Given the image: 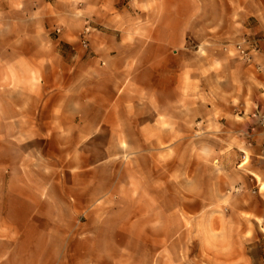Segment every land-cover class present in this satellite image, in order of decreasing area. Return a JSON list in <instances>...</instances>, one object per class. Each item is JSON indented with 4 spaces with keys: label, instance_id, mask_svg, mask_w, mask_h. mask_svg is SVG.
Returning a JSON list of instances; mask_svg holds the SVG:
<instances>
[{
    "label": "crops",
    "instance_id": "crops-1",
    "mask_svg": "<svg viewBox=\"0 0 264 264\" xmlns=\"http://www.w3.org/2000/svg\"><path fill=\"white\" fill-rule=\"evenodd\" d=\"M63 2L65 1L0 0V81H9V95L5 100L8 113L4 115L9 123L13 124L11 133L23 135L24 140L26 135L37 134L44 139L43 148H47L49 135H53V138L63 135L65 137L60 147L70 150H87L94 147L103 150H124L127 143L120 137L116 142L109 138L97 141L94 137L98 134L108 137L125 133L124 128L118 126L116 130L105 121L108 118H117L120 121V118L124 119L128 114L139 121V125L135 127L137 133L166 135L160 142L151 138L149 141H140L135 146L141 151H156L167 150L173 145V141H168L170 135L189 133L193 123H198L204 133L221 131L222 135L226 134L228 141L215 143L218 150L226 149V146L236 148L239 152L246 149L257 158L255 168L251 162L248 165L247 172L252 177L248 179L243 175L241 183L237 182L233 187L243 188L248 192L259 185L260 189L254 193L252 199L261 203V200H264V194L261 193L264 192V155H261L264 131L259 130L252 137L251 147L244 145L242 134L249 124L248 113L255 106L264 112V0H231L232 8L226 6L224 10L221 0H203V5L207 3L208 6H213V13L210 14L209 9H204L198 19H194L188 12L182 13L181 16L175 15L173 0H164L166 11L141 14L139 33L129 37L121 27L111 25L116 21L115 16L90 17L105 29L89 36L94 55L81 54L79 50L72 56L70 44L76 35L70 31L62 15ZM153 3L147 1L143 4L151 8ZM55 30L60 33L56 34ZM189 39L196 41V49L189 46ZM245 39L249 41L244 43ZM239 43H244V47L249 51L250 62L243 61L235 51V45ZM191 49L198 54V59L204 61L191 62ZM66 50L70 52H67L65 60L63 53ZM46 81H86L91 87H112L113 91L89 95L46 94L43 89ZM193 81H198V85L203 82H206L205 85L215 82L216 86L228 89L221 94L209 93L205 88L191 93ZM239 84L249 87L251 92H243L239 89ZM126 85H133L137 93L128 100L135 103L147 101L148 110L136 108L133 113H125L123 106L127 98L123 93ZM142 91L146 92L145 97H142ZM235 101L241 103L243 111H237ZM99 102L108 103L107 107L100 111V117L96 115L99 112H96ZM111 107H116L117 110ZM35 118L37 123L30 122ZM100 118L102 120H99ZM145 119H149L148 127L142 125ZM79 138L86 139L81 142V147L78 144ZM9 164L8 158L0 160V165ZM20 164L23 165L22 162ZM65 164L84 165L89 169L94 167L95 161L91 154H85L80 161L70 159ZM91 174L93 176L92 171ZM25 178L24 175L13 174L0 176V180L9 182L25 181ZM61 194L53 196L55 202L61 197L68 198L67 195ZM16 196L26 202L31 195L28 197L21 193ZM145 196L152 198L156 197V194L146 193ZM196 196L203 197L200 192ZM84 197L86 204L85 207L81 206V211L93 208L94 196L91 193L88 195L87 191L70 197L64 208L77 212L79 201ZM115 197L118 198L117 195ZM36 198L40 200L41 195ZM28 202L29 199L26 203L30 207ZM205 209L206 206H200L197 214H201ZM36 211L42 214V210L33 208V212ZM244 213L260 217L264 210L259 206L249 205ZM53 220V237L47 240L44 238L43 242L48 250L36 256L39 264H121L119 262L122 257L119 253L115 258V255L110 253H97L95 249L86 254H75L74 251L63 253L61 229L55 223V218ZM182 229L186 227L183 226ZM4 231L0 236V247H3L0 252V264H13L20 259L22 263L29 261V254L19 258L9 253V246L15 244L9 237V222H5ZM91 235H94L92 241L87 240L97 242V239H94L97 233L93 230ZM174 236L173 232L165 245L168 263L174 262L176 257L178 264L204 263L202 253L205 250L199 239L196 241L197 252L188 255L186 247L189 239L179 240ZM114 242L109 238L98 243L112 245ZM56 244L57 250L54 249ZM66 245L65 242V248ZM179 245L182 246L181 256H175V247ZM232 254L247 256L245 243L236 241ZM211 257V262L215 264L216 258Z\"/></svg>",
    "mask_w": 264,
    "mask_h": 264
},
{
    "label": "rangeland",
    "instance_id": "rangeland-1",
    "mask_svg": "<svg viewBox=\"0 0 264 264\" xmlns=\"http://www.w3.org/2000/svg\"><path fill=\"white\" fill-rule=\"evenodd\" d=\"M64 1L62 15L70 31L76 35L70 44L71 56L79 50L81 54L94 55L89 36L105 29L90 17L115 16L116 21L111 25L121 27L129 37L131 34L137 36L139 33L141 14L166 11L164 0ZM147 1L154 2L151 8L143 4ZM221 1L223 10L227 7L232 8L231 0ZM140 3L142 5H139ZM203 4V0H190L189 3L185 0H173L174 13L181 16L182 13L188 12L194 16V19H198V16L204 13V9H209L212 14L213 6ZM86 26L90 27V32L88 47L84 48L80 39ZM55 33L59 34L60 31L55 30ZM246 41L249 39H245L244 43ZM188 42L191 48L196 44L192 39ZM67 52L70 51L66 50L63 53L65 60ZM189 56L191 62L204 61L198 59V54L193 52V49ZM191 83H194L191 84V93H197L196 90L199 88H205L209 93L221 94L228 89L216 86L215 82L207 85L206 82H203V85H198V81ZM43 89L46 94L89 95L113 91L112 87L109 89L102 86L91 87L86 81L77 83L46 81ZM239 89L243 92H251V89L244 84H239ZM143 91L138 93L145 97L146 92ZM123 94L127 98L124 106L122 105L125 113H133L136 108L148 110L147 101L135 103L128 100L137 94L133 85H126ZM7 95H9V81H0V160L8 158L10 163L8 166L0 165V176L13 174L24 175L26 178L25 181L0 180V236L5 232V222H9V237L15 243L9 246V253L19 258L24 254L30 255L29 261L22 263L20 259L13 264H39L36 256L48 250L43 245L44 238L47 240L53 237V218L61 229L65 254L73 251L75 254H86L95 249L100 254L115 255L114 258L119 253L122 257L119 262L121 264H178L177 257L174 262L168 263L166 256L165 245L174 232L176 239H189L186 247L188 255L197 252L196 241L199 239L205 250L202 253L204 259L202 264H213L211 256L216 258L215 264H264V214L258 217L244 213L246 206L249 205L259 206L264 210V200L256 203L252 199L255 194L251 193V189L248 192L243 188L236 191L237 188L233 187L237 182L241 183L243 175L248 179L252 177L247 172L248 165L251 162L255 168L257 158L248 152L250 158L248 163L239 166L238 149L226 146V149L218 150L215 143L221 140L228 141L226 134L222 135L221 131L204 133L199 127L200 124L193 123L189 133L169 136L168 141H173V145L167 150L141 151L135 148L140 141H149L152 138L160 142L166 135L137 133L135 127L139 125V121L127 114V117L120 118V121L117 118H108L105 121L116 130L118 126L124 128L125 133L108 137L98 134L94 137L97 141L109 138L115 142L120 137L127 143L124 150H103L96 147L87 150L84 148L70 150L60 147L65 137L63 135L58 138L49 135L47 148H43L44 139L37 134L26 135L24 140L23 135L11 133L13 124L9 123L4 115L8 113L5 102ZM107 104V102L98 103L99 106L96 108V112L99 111L96 113L98 117ZM235 107L237 111H243L241 103H236ZM30 122L37 123V119H31ZM142 125L148 127L149 119L143 120ZM79 141L80 146L86 139L79 138ZM40 146L42 148L39 149ZM85 154L93 156L94 167L86 169L84 165L65 164L70 159L80 161ZM21 162L23 165L20 164ZM149 174L151 176H146ZM253 189L258 191L259 185ZM86 191L88 195L91 193L94 196L93 208L81 211V206L85 207L86 204L85 197L79 201L77 212L64 208L65 202L70 201V197ZM199 192L202 193V198L196 196ZM21 193L31 195L28 198L30 207L26 203L28 199L22 202L17 198L16 194ZM61 193L68 198L61 197L55 202L53 196ZM146 193H155L156 197H146ZM38 195H41L40 200L36 198ZM57 205L60 207L58 208ZM200 206H206V209L201 214H197ZM33 208L42 210V214L33 212ZM27 222L30 224L27 225ZM74 226L76 227L73 228ZM183 226L186 229L183 230ZM93 230L97 233L94 238L97 242L94 243L91 242L94 237L91 235ZM109 238L115 241L114 244L98 243L105 242ZM236 241L240 244L245 243L246 259L244 255L232 254ZM175 248L174 255L181 256L182 246ZM2 249L3 247H0V252ZM54 249H58L57 244Z\"/></svg>",
    "mask_w": 264,
    "mask_h": 264
},
{
    "label": "built area",
    "instance_id": "built-area-1",
    "mask_svg": "<svg viewBox=\"0 0 264 264\" xmlns=\"http://www.w3.org/2000/svg\"><path fill=\"white\" fill-rule=\"evenodd\" d=\"M90 32V27L86 26L84 27L82 33H81V45L84 48L88 47V35ZM235 50L238 54V56L245 62H250L251 56L249 54V51L247 48L244 47L242 43L236 44L235 45ZM248 118H249V124L245 130V132L242 134V136L245 139L244 145L247 147L252 146V137L258 133L259 130L264 131V112L260 110L258 106H255L253 110L248 113ZM261 155H264V140L261 141ZM249 161V154L246 149H242L240 151V161H239V166H244L248 163ZM260 189V186H259ZM236 191H240L238 188ZM256 189H251V193H255Z\"/></svg>",
    "mask_w": 264,
    "mask_h": 264
}]
</instances>
